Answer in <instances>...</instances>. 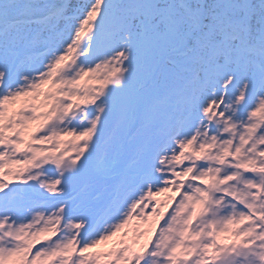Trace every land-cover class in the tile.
<instances>
[{
	"label": "snow or ice",
	"instance_id": "1",
	"mask_svg": "<svg viewBox=\"0 0 264 264\" xmlns=\"http://www.w3.org/2000/svg\"><path fill=\"white\" fill-rule=\"evenodd\" d=\"M0 264H264V0H0Z\"/></svg>",
	"mask_w": 264,
	"mask_h": 264
}]
</instances>
